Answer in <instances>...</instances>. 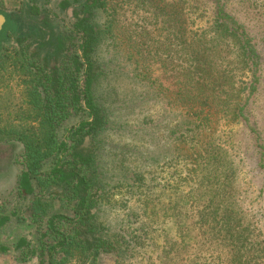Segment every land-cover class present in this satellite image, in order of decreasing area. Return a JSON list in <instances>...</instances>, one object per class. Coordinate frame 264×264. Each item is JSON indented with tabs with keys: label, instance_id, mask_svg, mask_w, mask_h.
Returning a JSON list of instances; mask_svg holds the SVG:
<instances>
[{
	"label": "rangeland",
	"instance_id": "1",
	"mask_svg": "<svg viewBox=\"0 0 264 264\" xmlns=\"http://www.w3.org/2000/svg\"><path fill=\"white\" fill-rule=\"evenodd\" d=\"M64 1L0 0V15L5 19L0 30V55L6 48L24 47L30 56L50 68L55 66L58 37L75 22V10L84 2L69 0L72 6L63 9L60 4ZM108 2L121 15L120 42L130 45V35L141 44L138 48L143 50L146 42L153 51L148 58L151 64L142 63L143 73L127 51L108 36L103 37L94 55V96L108 118V126L96 138L87 139L82 151L94 153L105 174L110 192L101 205L99 221L115 239L113 252L102 254L96 264H231L228 251L219 249L218 222L239 216L241 226L254 228L255 240H264V177L246 146L250 133L234 122L231 114L224 118L214 115L212 130L205 131L206 139L200 138L202 143L217 144L220 152L204 159L196 155L187 159L194 149L188 151L186 144L193 147L198 138L195 140L196 135L189 131L192 126L186 125L184 110L175 97L180 88L174 84L175 73L165 69L166 62L171 61H164L170 54L168 47L173 46L167 33L185 21L181 30L195 38L203 37L200 45L212 48L218 43L215 52L228 54L224 64H229L233 82L246 95L252 82L251 63L242 68L239 46L231 42L228 46L227 36L221 38L213 31L218 4L224 5V10L245 27L259 57L254 70L259 77L258 94L250 111L264 131V0ZM105 17L100 14L97 23L103 25ZM156 40L163 41L164 48L155 44ZM216 59L214 54L210 56L211 67ZM0 78L1 130L21 125L14 116L23 89L12 76ZM229 94L228 112H233L235 91L231 88ZM218 109L226 111L227 107ZM84 119L79 115L64 122L56 130L59 139ZM187 135L194 141L187 140ZM22 150L13 139L0 138V220L8 218L0 229V264L40 261L38 226L30 221L33 196L23 199L16 192L22 168L13 162ZM53 163L52 159L46 161L42 170L51 169ZM203 211L211 212L200 220Z\"/></svg>",
	"mask_w": 264,
	"mask_h": 264
},
{
	"label": "trees",
	"instance_id": "2",
	"mask_svg": "<svg viewBox=\"0 0 264 264\" xmlns=\"http://www.w3.org/2000/svg\"><path fill=\"white\" fill-rule=\"evenodd\" d=\"M60 6L68 9L72 4L67 0ZM217 9L214 35L221 38L226 35L225 44L230 46L231 42L239 46L242 68H248L251 63L252 82L250 92L245 95L244 89L240 90L233 82V75L227 68L229 64H224L228 54H223L222 50L215 52L214 46L218 43L212 44V48L200 45L203 37L195 38L196 35L191 33L189 36L186 30H181L185 21L175 24L176 29L167 33L173 46L168 47L170 54L164 61L169 58L171 61L166 62L165 69L175 73L174 84L180 86L175 97L179 98L184 110L186 125L192 126L188 130L201 142L197 141L193 147L186 144L188 151L194 149L187 159H193L195 155L204 159L203 156L212 157L220 152L217 144L202 143L200 138L206 139L205 131L212 130L214 115L221 114L224 118L231 114L233 121L245 126V131L250 133L246 146L252 150L254 163L264 177V131L258 128L250 111L258 94L259 77L255 76L254 70L259 57L245 27L226 12L220 2ZM75 11V22L58 37L59 59L55 66L50 68L30 56L24 47L6 48L0 55V77H14L23 89L14 116L21 125L1 129L0 138L7 136L23 148L13 162L22 168L16 192L23 199L33 196L30 221L38 226L39 264H96L102 254L113 252L115 239L107 234L104 224L99 221L101 205L109 199V187L105 174L97 165L96 155L82 151L87 139L96 138L108 126V118L94 96L97 77L94 55L104 36L123 47L137 69L145 65L142 63H149L153 51V46L146 42L143 50L138 48L141 44L130 35L127 40L130 45L120 42L121 15L111 9L108 0H84ZM100 14L106 16L103 25L96 21ZM177 25L181 27L177 29ZM156 42L164 48L163 41ZM212 54L217 57L212 65L214 68L209 61ZM211 87L214 90L209 89ZM231 88L237 102L233 112H228L231 110L228 103ZM220 106L227 110H219ZM79 115L86 119L67 130L60 140L56 130L71 117ZM187 140L193 142L194 138L187 135ZM50 159L54 160L51 169L42 170L43 164ZM210 212L203 211L200 220ZM7 221L8 218L0 220V229ZM218 225L219 249L228 251L227 261L231 264H264V240H255L254 228L241 226L239 216L237 219L225 217Z\"/></svg>",
	"mask_w": 264,
	"mask_h": 264
},
{
	"label": "water",
	"instance_id": "3",
	"mask_svg": "<svg viewBox=\"0 0 264 264\" xmlns=\"http://www.w3.org/2000/svg\"><path fill=\"white\" fill-rule=\"evenodd\" d=\"M4 21H5V19L0 15V30L2 28Z\"/></svg>",
	"mask_w": 264,
	"mask_h": 264
},
{
	"label": "crops",
	"instance_id": "4",
	"mask_svg": "<svg viewBox=\"0 0 264 264\" xmlns=\"http://www.w3.org/2000/svg\"><path fill=\"white\" fill-rule=\"evenodd\" d=\"M7 222H8V221H7ZM17 251L19 252V251H20V249H18ZM16 253H17V252H16ZM16 258H17V257H16ZM19 261H20V262H22V260H21V259H19Z\"/></svg>",
	"mask_w": 264,
	"mask_h": 264
}]
</instances>
